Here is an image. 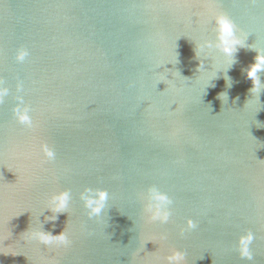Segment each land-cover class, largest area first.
I'll list each match as a JSON object with an SVG mask.
<instances>
[{
	"label": "water",
	"instance_id": "95a60500",
	"mask_svg": "<svg viewBox=\"0 0 264 264\" xmlns=\"http://www.w3.org/2000/svg\"><path fill=\"white\" fill-rule=\"evenodd\" d=\"M217 14L242 46L195 55ZM250 49H264V0H0V264H164L172 250L182 264H264V87L250 92ZM86 188L109 194L99 218ZM150 188L172 201L167 223L147 218ZM62 190L67 212L47 221ZM41 228L70 243H40Z\"/></svg>",
	"mask_w": 264,
	"mask_h": 264
},
{
	"label": "clouds",
	"instance_id": "9594fccd",
	"mask_svg": "<svg viewBox=\"0 0 264 264\" xmlns=\"http://www.w3.org/2000/svg\"><path fill=\"white\" fill-rule=\"evenodd\" d=\"M215 40H205L199 43L196 47L198 53H203L205 58H207L208 50L215 49L220 52L225 58H232L238 51V47L242 46L241 40L237 37L235 31L234 23L224 14H217L215 16ZM256 53L254 57V62L248 66L246 69L247 78L251 80L252 87L250 92L260 93L264 83L261 82L259 73H264V49H250ZM27 55L26 51H21L17 59L23 60ZM234 64V63H233ZM199 68L204 67L203 60L199 61ZM214 86V85H213ZM7 89H0V98L7 95ZM228 99L227 93H224ZM221 93L219 94L220 97ZM218 97V98H219ZM17 115V119L21 124L31 125V119L27 114V109L21 111L19 108L14 110ZM45 154L51 159L54 158V153L45 148ZM81 200L83 201L86 214L89 219L99 218L104 213L109 194L106 190L86 188L83 193H81ZM71 200V193L69 190H62L53 193L47 202V207L51 211L52 215L46 217L47 221H55L58 219V214L67 212L69 203ZM146 204L144 206V211L147 214L149 221H159L160 223H167L170 211L169 205L172 201L170 198L159 192L155 188H150L146 197ZM188 227H195L194 223L189 220ZM32 238L38 240L40 243L45 245H64L67 246L70 241L65 232L53 235L51 232H45L42 228L38 231L32 233ZM253 235L248 233L245 236H241L239 240V251L242 258L251 260V252L249 250V245L251 244ZM184 259V254L177 250H172L170 254L163 257L164 264H182Z\"/></svg>",
	"mask_w": 264,
	"mask_h": 264
}]
</instances>
